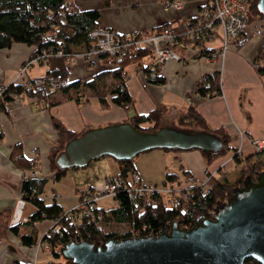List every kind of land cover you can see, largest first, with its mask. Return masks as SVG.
<instances>
[{"label":"crops","instance_id":"crops-1","mask_svg":"<svg viewBox=\"0 0 264 264\" xmlns=\"http://www.w3.org/2000/svg\"><path fill=\"white\" fill-rule=\"evenodd\" d=\"M166 1L75 0L74 6L79 11L98 10L99 25L121 35L149 33L168 24V28L182 38L190 29V19L199 13L206 0H184L180 9L167 7ZM256 21L264 27V18ZM222 45L220 35L204 38L201 42V47L207 53L220 50ZM85 48V43H80L73 46L72 50L82 54ZM175 49L184 58L181 61H168L162 66L160 76L165 78L162 84L150 82L145 72L135 65L128 66L126 84L135 101L129 111L111 99L109 107H103L94 95H89L85 103L67 99L50 108L32 100L6 104L5 112L0 113V129L4 138L0 143V215L2 212L12 214L10 225L17 227V230L8 231L6 237L0 240V264H42L49 259L44 252L50 249L41 240L56 225L55 221L48 218L33 222L31 217L35 207L22 199L21 188L23 177L28 176L34 166L39 173L47 176L46 179L50 177L56 180L48 160V154L58 140L55 118L77 132L88 125L98 128L119 123L134 114L159 108L164 111L161 126L171 123L173 127H178V118L188 115L189 108L193 107L210 129L221 128L227 132L231 146L243 157H252L257 153L252 140L264 138V34L252 38L246 46L230 49L225 55L214 59L196 56L194 51L180 46ZM34 52L35 47L24 44L0 50V87L17 84L19 67ZM80 54H77L76 61L69 68L70 81L79 79L86 82L107 68L98 57L89 61ZM38 65L28 69L27 79L41 78L46 74L47 67ZM216 71L222 75V92L215 97L202 96L197 91V81L205 74ZM197 129L200 127L197 126ZM15 146H21L24 157L23 160L19 159V165L10 158ZM178 151L180 155L175 158L181 161L183 171L188 172L185 174L187 179L191 177L196 184L205 181L207 170L231 182L240 174L242 165L235 162L233 150L209 165L199 149ZM25 160L31 169L25 166ZM91 163L79 167L81 169L68 170L72 183L69 182L67 188L61 185L65 190L60 191V188L53 195L45 193L46 202L55 198L64 210L70 211L80 203V190L93 186L102 177H112L121 172L118 160L113 157L103 156L95 164ZM135 168L144 183L153 184V178L143 174L140 166ZM24 235L31 236L35 245H24L21 239Z\"/></svg>","mask_w":264,"mask_h":264},{"label":"trees","instance_id":"trees-1","mask_svg":"<svg viewBox=\"0 0 264 264\" xmlns=\"http://www.w3.org/2000/svg\"><path fill=\"white\" fill-rule=\"evenodd\" d=\"M74 2L75 0H0V50L10 48L15 44L35 47V52L25 63L38 57L36 64L47 67L46 74L40 78L43 80L41 84H35V78H28V83L24 86L22 84L7 86V90L0 99V113L5 112L8 102H12V98L7 96V93L19 94L21 92L26 94L28 100L37 101L38 104L47 102L51 107L67 99L77 102H82L81 100L85 99L83 102L85 103L89 95H94L98 97L103 107H109V99H111L112 102L129 111L135 102L126 84V79L129 76L127 69L129 65H135L143 70L150 82L159 84L164 82L165 78L160 76L161 69L151 68L156 58L152 48L144 46H140L138 49H129L124 54L117 56H111L107 52L100 53L98 58L107 66L104 71L97 73L93 79L86 82L79 79L70 81L71 73L66 60L68 57L80 54L72 50L73 46L85 43V47L88 48L91 33L100 27L98 10L79 11L74 6ZM258 2L259 0L250 1L248 17L251 22L264 18V13L258 7ZM189 26L191 29L192 24ZM164 27H168V24L157 28V30ZM204 38L209 37L195 33L192 36H185L184 40L201 46ZM62 51L63 55H60L59 53ZM204 52L207 53L208 51L203 48ZM33 66L35 63L32 64L31 68ZM109 80L112 82L110 83ZM53 82H60L61 86L52 89ZM221 83L222 75L216 71L205 74L197 81L196 87L202 96L215 97L222 92ZM163 114V109L154 108L148 113L134 114L124 122L132 123L141 131L153 132L160 128ZM177 121L183 127L186 126L184 129H193V127L197 128L198 126L203 131H211L223 141V147L218 152L208 153L199 149L208 165L233 150L235 162L242 165L239 169L238 178L231 182L212 176L204 184L187 181L188 183L184 187L190 189V200L186 216L180 215L173 208L171 199L163 193L157 191L152 193L151 201L145 203L144 200L133 199L128 190L122 187L112 196L117 201L116 206L106 208L98 204L95 208L97 217L94 219L81 217L79 224L71 222V214L64 210L55 198L51 202H46L47 176L23 179L22 199L35 207L31 217L32 221L50 218L56 224L44 235L41 243H47L53 255L61 258V248L71 241L87 240L96 244L97 247L103 245L110 238L158 236L175 222L181 228L190 229L199 220L202 221V216L210 218L211 210L216 211L219 205L226 202L236 187L243 188L247 179L256 181L260 173L264 171V151L256 153L252 157H243L231 146L228 133L221 128L210 129L197 109L190 107L188 115L178 118ZM54 127L57 131L58 140L54 149L48 154V160L57 180L66 175L68 170L76 169H65L58 164L57 157L65 150L67 142L94 127L88 125L82 131L74 132L56 118ZM3 139V132L0 129V143ZM13 148L10 158L19 165V159H24L22 148L21 146ZM136 158L118 160L121 167V172L118 175L124 178L127 183H129L130 175L136 171V166H134ZM25 166L31 169L26 160ZM184 174L187 175L188 172L184 171ZM166 176L164 185L177 181L181 182L178 174L167 173ZM11 220L12 214L9 212H2L0 215V240L6 237L8 231L17 230V227L10 225ZM21 239L24 245H35L31 236L24 235ZM50 264H65V261L61 263L51 262ZM245 264L261 263L253 258H246Z\"/></svg>","mask_w":264,"mask_h":264},{"label":"water","instance_id":"water-1","mask_svg":"<svg viewBox=\"0 0 264 264\" xmlns=\"http://www.w3.org/2000/svg\"><path fill=\"white\" fill-rule=\"evenodd\" d=\"M258 7L264 13V0ZM223 141L211 131L160 126L153 132L120 122L90 128L67 142L57 159L65 168L86 167L103 156L132 160L155 148L218 152ZM181 228L175 222L158 236L110 238L97 246L71 241L60 250L65 264H245L253 258L264 264V171L247 179L219 205L212 217Z\"/></svg>","mask_w":264,"mask_h":264},{"label":"built area","instance_id":"built-area-1","mask_svg":"<svg viewBox=\"0 0 264 264\" xmlns=\"http://www.w3.org/2000/svg\"><path fill=\"white\" fill-rule=\"evenodd\" d=\"M251 0H206L199 10V13L190 19L192 28L186 34V37L198 33L205 35L209 38H213L216 35H220L221 43H223L220 50L213 53H203V48L200 45H194L191 42L184 40L185 36L180 38L168 27L160 28L149 33L138 32L129 33L127 35H121L117 32L100 26L91 33V41L89 47L81 54L86 60L92 61L93 58L98 57L100 53H108L111 56H117L124 54L129 49H138L140 46L151 47L155 60L151 68H162V66L168 61H181L183 55H180L176 51V47L180 46L186 50H192L196 56L208 57L214 59L215 57L223 56L226 51L230 49H239L247 45L254 37L264 34V27L259 24L258 21L249 20L248 12ZM184 0H168L166 1L167 7H173L180 9L184 5ZM63 55V51L59 53ZM76 57L67 58V66L70 68L74 64ZM38 57L30 61H27L24 65H21L18 69L17 84L23 86L28 83L27 71L36 64ZM42 79L35 78V84H41ZM61 86L60 82H53L51 88H58ZM7 90V87H0V99L3 97V93ZM7 96L12 98L13 102H22L27 99L24 92L19 94L7 93ZM30 100V99H29ZM82 102L85 99L81 100ZM47 108L51 106L47 102L41 103ZM252 145L257 153L264 151V138H253ZM33 170L27 178H41L46 177L34 166ZM206 179L201 182L204 184L215 174L205 172ZM133 181H127L120 175H112V177H102L101 180H97L93 186L84 188L79 192V204L72 208L69 213L71 214V222L79 224L81 217H89L94 219L97 217L95 208H97L100 200L105 196H113L119 188L125 187L130 193L133 199L144 200L145 203L151 201V194L154 192H160L168 196L171 199L173 208H175L180 215L186 216L188 213V202L190 200L189 187L175 188V186L164 185L163 188L157 185L153 186L149 183H144L140 174L135 171L132 174ZM188 181L193 182V179L189 177ZM200 183V184H201ZM185 186V185H184ZM216 214L215 210H211L212 218ZM1 243V241H0ZM45 247L50 248L47 243Z\"/></svg>","mask_w":264,"mask_h":264},{"label":"rangeland","instance_id":"rangeland-1","mask_svg":"<svg viewBox=\"0 0 264 264\" xmlns=\"http://www.w3.org/2000/svg\"><path fill=\"white\" fill-rule=\"evenodd\" d=\"M217 42H218V40H217ZM36 65L39 67L38 64H36ZM170 124L171 123H167V124H164V126L173 127ZM177 125L180 128L186 127V126L183 127V125L180 124L179 122H177ZM193 129L196 130V127H193ZM176 155H180L178 150H171V149H165L164 150L161 148H155L154 150L144 151L143 153L139 154V156H137V158H136L135 164H136V166L137 165L140 166L143 174L146 173L147 175H150L153 178V181H152L153 186L157 185L160 188H163V186H164V181L166 180V177H167L166 174L167 173H171V172L179 173L180 178H181L180 179L181 182L179 183L177 181V182H173L171 184L170 183L168 184V186L173 185V186H175V188L178 189L180 187H184V185L187 183L188 179H187L186 175L184 174V171H183L184 168L181 166V161L179 160V158H175ZM94 162L96 163V161H93L91 164H95ZM79 169H81V168H79ZM129 178L131 181H133L132 175H130ZM47 181L48 182L46 185L45 192L48 195L49 194L53 195L55 193L54 191L60 190V188L62 187L61 185L65 186V188H67V187H69L70 183H72V182H70V178H69L68 174L64 175L63 177H61L60 179H57V180H55L54 178L48 177ZM65 188H61L62 190H60V191H63V189L65 190ZM60 194H62V192ZM52 200L53 199H51L48 202H51ZM99 205L100 206L103 205L106 208H111V207L117 205V201L114 200V198L112 196H105L100 200ZM44 253H46V255H48L49 259L42 264H49L50 262L61 263L63 261H66L64 257H61V258L55 257L53 255V253L51 252V250L50 251L46 250V252H44Z\"/></svg>","mask_w":264,"mask_h":264}]
</instances>
